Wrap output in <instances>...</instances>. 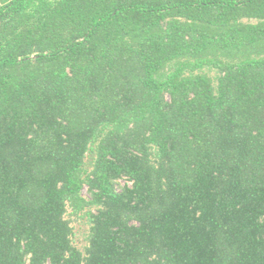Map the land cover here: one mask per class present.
<instances>
[{
  "label": "trees",
  "instance_id": "1",
  "mask_svg": "<svg viewBox=\"0 0 264 264\" xmlns=\"http://www.w3.org/2000/svg\"><path fill=\"white\" fill-rule=\"evenodd\" d=\"M0 264H264V0L4 1Z\"/></svg>",
  "mask_w": 264,
  "mask_h": 264
},
{
  "label": "rangeland",
  "instance_id": "2",
  "mask_svg": "<svg viewBox=\"0 0 264 264\" xmlns=\"http://www.w3.org/2000/svg\"><path fill=\"white\" fill-rule=\"evenodd\" d=\"M124 184L125 180L121 181ZM84 194L88 195L87 190H84ZM69 216V215H68ZM71 218L72 225L74 227V241L80 248H85L87 245V235L89 232V225L86 218L78 216H69Z\"/></svg>",
  "mask_w": 264,
  "mask_h": 264
},
{
  "label": "crops",
  "instance_id": "3",
  "mask_svg": "<svg viewBox=\"0 0 264 264\" xmlns=\"http://www.w3.org/2000/svg\"><path fill=\"white\" fill-rule=\"evenodd\" d=\"M4 1H6V0H0V5H1Z\"/></svg>",
  "mask_w": 264,
  "mask_h": 264
}]
</instances>
